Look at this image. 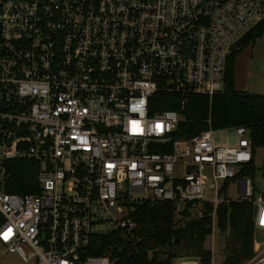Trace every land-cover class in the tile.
Here are the masks:
<instances>
[{
	"label": "built area",
	"instance_id": "built-area-1",
	"mask_svg": "<svg viewBox=\"0 0 264 264\" xmlns=\"http://www.w3.org/2000/svg\"><path fill=\"white\" fill-rule=\"evenodd\" d=\"M263 18L264 0H0L5 252L23 263L112 264L84 253L96 234L135 228L129 216L103 219L117 203L169 202L191 218L211 205L213 222L218 204L247 202L264 236V178L239 177L255 162L247 130L228 129L235 145L215 144L211 129L180 138L179 112L150 110L157 94L183 109L190 96L222 93L228 47ZM12 161L37 165L38 193L6 192ZM244 264H264V242L254 239Z\"/></svg>",
	"mask_w": 264,
	"mask_h": 264
},
{
	"label": "trees",
	"instance_id": "trees-1",
	"mask_svg": "<svg viewBox=\"0 0 264 264\" xmlns=\"http://www.w3.org/2000/svg\"><path fill=\"white\" fill-rule=\"evenodd\" d=\"M263 31L264 23L256 28L251 40ZM242 50L243 47L227 58L222 93L212 99L190 96L183 109H180V99L173 103L169 95L157 94L150 101L151 112H179L181 119L175 134L180 138L194 137L208 129L216 132L244 127L254 156L257 150L264 149V95L234 88V60ZM5 167L9 174L7 193L19 196L38 193V167L35 163L12 161ZM256 169L255 162H252L239 177L249 175L254 178ZM212 213L213 206L205 205L199 218H191L186 211L177 217L174 205L169 202L134 204L129 215L135 224L131 233L112 231L94 235L84 257H107L112 264H171L176 257H195L201 264H210L211 253L205 248V242L211 234ZM215 226L225 252L221 264H244L252 258V204L233 201L218 204Z\"/></svg>",
	"mask_w": 264,
	"mask_h": 264
},
{
	"label": "rangeland",
	"instance_id": "rangeland-1",
	"mask_svg": "<svg viewBox=\"0 0 264 264\" xmlns=\"http://www.w3.org/2000/svg\"><path fill=\"white\" fill-rule=\"evenodd\" d=\"M234 86L237 89H249L248 91L250 93L255 92V94L259 93V95L264 93V31L252 39L251 42L244 45L243 50L235 58ZM213 140L217 145H235L237 142L236 136L231 130L214 132ZM254 159L257 168L255 184L260 186L264 178V149L257 150L254 154ZM228 197L233 200L238 198V193L235 191V183L230 186ZM116 208L121 210L119 214H114L112 212L110 214L103 213V219L120 220L129 216L132 211V206H128L126 203H117ZM213 222L214 235H212L211 231L210 236L206 239L205 248L210 251L211 257L213 255V264H221L225 257V252L223 251L222 243H220L221 241L216 231L215 218ZM106 224L107 222L99 223L100 229L102 228L105 232L107 231L105 227ZM254 236L257 245H261L264 242V236L262 234L257 233ZM0 264H35V261L23 263L15 255L6 253L3 247L0 246Z\"/></svg>",
	"mask_w": 264,
	"mask_h": 264
},
{
	"label": "water",
	"instance_id": "water-1",
	"mask_svg": "<svg viewBox=\"0 0 264 264\" xmlns=\"http://www.w3.org/2000/svg\"><path fill=\"white\" fill-rule=\"evenodd\" d=\"M264 23V18L256 22L252 25L247 31H245L238 39H236L232 44L228 47L227 57L234 56L238 53L239 50L242 49L244 45L251 39L253 36L254 30L258 28L261 24ZM226 82V70L224 71V83ZM177 242H175L176 244Z\"/></svg>",
	"mask_w": 264,
	"mask_h": 264
},
{
	"label": "crops",
	"instance_id": "crops-1",
	"mask_svg": "<svg viewBox=\"0 0 264 264\" xmlns=\"http://www.w3.org/2000/svg\"><path fill=\"white\" fill-rule=\"evenodd\" d=\"M234 88H235V90H237V91L248 92V93H250V92L248 91L249 89H241V88H238V89H237L235 86H234ZM254 94H255V92H254ZM256 94H259V93H256ZM262 94L264 95V93H261L260 95H262Z\"/></svg>",
	"mask_w": 264,
	"mask_h": 264
},
{
	"label": "flooded vegetation",
	"instance_id": "flooded-vegetation-1",
	"mask_svg": "<svg viewBox=\"0 0 264 264\" xmlns=\"http://www.w3.org/2000/svg\"><path fill=\"white\" fill-rule=\"evenodd\" d=\"M256 31V29L254 30V32ZM254 34V33H253Z\"/></svg>",
	"mask_w": 264,
	"mask_h": 264
}]
</instances>
